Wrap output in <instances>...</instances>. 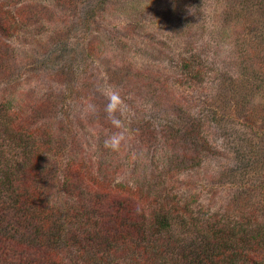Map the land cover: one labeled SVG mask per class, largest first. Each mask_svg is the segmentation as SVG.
Wrapping results in <instances>:
<instances>
[{
	"label": "rangeland",
	"instance_id": "1",
	"mask_svg": "<svg viewBox=\"0 0 264 264\" xmlns=\"http://www.w3.org/2000/svg\"><path fill=\"white\" fill-rule=\"evenodd\" d=\"M0 13L11 26L0 33V103L16 112L13 129L45 130L62 150L59 165L42 155L38 187L57 218L68 205L65 221H81L58 186V167L75 159L100 183L137 192L128 201L145 225L159 205H187L192 218L244 221L264 237V0H0ZM114 134L119 146L105 147ZM0 148L1 172L15 149ZM89 184L79 186L92 195ZM2 199L11 215L16 195ZM145 233L137 255L120 238L116 260L183 264L179 248L194 236L181 224ZM69 243L61 264H84Z\"/></svg>",
	"mask_w": 264,
	"mask_h": 264
},
{
	"label": "trees",
	"instance_id": "2",
	"mask_svg": "<svg viewBox=\"0 0 264 264\" xmlns=\"http://www.w3.org/2000/svg\"><path fill=\"white\" fill-rule=\"evenodd\" d=\"M2 17L5 19L8 14L5 12ZM10 28L3 22L0 33L8 35ZM15 114L9 103H0V139L8 141L11 147L14 145L16 151L3 161L6 170L0 172V264H61L66 249L61 247L59 256V247L70 244L72 239L84 250L80 251V257L86 259L84 264H126L117 261L115 256L124 252L118 243L120 238H130V245L125 240L128 245L125 248L137 255L143 249L138 243L144 239L145 232L150 236L154 231H169L174 224H181L189 232L191 229L194 232L188 241L181 240L185 242V248H179L183 264H264V237L252 234V227L244 221L231 222L225 216L210 218L204 214L202 218H192L187 205L181 208L177 204L169 207L163 204L152 211V218L145 225L142 212L133 209L128 201V197L138 195L137 192L124 184L100 183L86 173L89 171H85L83 161L75 159L63 173L58 167L61 175L59 189L69 201L77 200L76 211L81 217L80 223L71 227L70 221H65V218H73L71 210H67L69 206L58 207L65 218H57V208L47 207L48 202L38 188L46 167L42 155L54 154L59 165L62 150L57 152L55 146L51 149V137L49 133L44 134L45 130L13 129L12 124L18 118ZM70 145L64 139L60 148L66 147L69 151ZM12 156L17 167L9 173L7 164L10 166L15 161L10 159ZM1 158L0 154V162ZM59 174L54 172L53 179ZM84 179L90 181L94 194H85L80 189L79 183ZM10 193L16 195L14 204H11V215L6 213L10 209L3 207L6 202L2 199ZM138 198L140 200L141 194ZM97 237L104 240L95 243ZM91 251L93 254L88 257Z\"/></svg>",
	"mask_w": 264,
	"mask_h": 264
},
{
	"label": "clouds",
	"instance_id": "3",
	"mask_svg": "<svg viewBox=\"0 0 264 264\" xmlns=\"http://www.w3.org/2000/svg\"><path fill=\"white\" fill-rule=\"evenodd\" d=\"M115 105L112 104L111 102L107 105V108H106V111L108 112L109 114V117L112 119V123L119 127L120 125V121L118 119H115L114 116L112 115L114 110H115ZM105 147H109V148H112V149H116L119 144H120V137L118 134H114L113 136H111L109 139H106L105 142Z\"/></svg>",
	"mask_w": 264,
	"mask_h": 264
}]
</instances>
